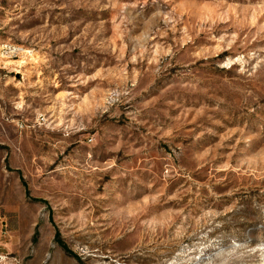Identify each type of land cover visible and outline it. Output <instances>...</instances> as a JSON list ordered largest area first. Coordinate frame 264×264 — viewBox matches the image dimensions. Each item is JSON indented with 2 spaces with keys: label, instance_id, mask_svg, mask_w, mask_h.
Segmentation results:
<instances>
[{
  "label": "rangeland",
  "instance_id": "obj_1",
  "mask_svg": "<svg viewBox=\"0 0 264 264\" xmlns=\"http://www.w3.org/2000/svg\"><path fill=\"white\" fill-rule=\"evenodd\" d=\"M0 264H264V0H0Z\"/></svg>",
  "mask_w": 264,
  "mask_h": 264
},
{
  "label": "built area",
  "instance_id": "obj_2",
  "mask_svg": "<svg viewBox=\"0 0 264 264\" xmlns=\"http://www.w3.org/2000/svg\"><path fill=\"white\" fill-rule=\"evenodd\" d=\"M23 53H26V50L15 42L7 41L0 45V58L2 60L15 61L20 59Z\"/></svg>",
  "mask_w": 264,
  "mask_h": 264
},
{
  "label": "bare ground",
  "instance_id": "obj_3",
  "mask_svg": "<svg viewBox=\"0 0 264 264\" xmlns=\"http://www.w3.org/2000/svg\"><path fill=\"white\" fill-rule=\"evenodd\" d=\"M26 53H29V51L26 50Z\"/></svg>",
  "mask_w": 264,
  "mask_h": 264
}]
</instances>
